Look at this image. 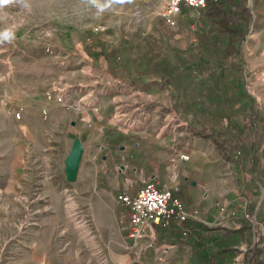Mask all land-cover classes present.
I'll use <instances>...</instances> for the list:
<instances>
[{
    "label": "crops",
    "instance_id": "1",
    "mask_svg": "<svg viewBox=\"0 0 264 264\" xmlns=\"http://www.w3.org/2000/svg\"><path fill=\"white\" fill-rule=\"evenodd\" d=\"M133 1L142 20L140 26L143 30L139 31L146 34L153 20L160 15L159 0H141L150 4L151 13L140 8V0ZM126 3L120 8H124ZM248 5L252 15L243 48L247 78L250 75L252 80L247 90L255 97L262 118L258 125L260 142L254 152L244 148L237 158L227 160L210 139L192 135L187 122L178 116L176 119L148 116L146 120L135 122L128 105L132 97L152 101L155 113L165 107L173 109L176 116V110L169 105L168 93L162 92L157 84L149 85L146 91L134 90L133 87L138 85L132 84V87L115 90L113 87L101 90L56 88L37 103H34L32 95H25L12 108L15 112L10 113L9 121L15 123L14 130L21 122L18 126L19 130L23 126V140L41 145L40 165L32 163L25 170L10 171V176L15 177L10 178V182H16V176L23 173L29 181L39 178L42 189L48 190L49 142L52 143L54 135L59 137V154L62 153L64 169L72 145L78 140L82 146L80 165L75 180L64 190L72 195L74 209L80 216L95 225L97 236L106 240L107 247L118 246L122 250L138 247L136 249L140 253L145 241L134 244L127 237L125 225L129 213L117 201V196L122 192L134 194L145 182L153 180L161 188L178 185L176 195L182 196L181 201L187 209L184 208L196 212L198 219L192 220L207 227L223 226L233 230L232 241L226 245L231 250L221 264L235 263V249L251 239L253 243V229L257 242L246 253L245 264H264V114L260 107V102L264 101V0H249ZM182 9L190 17L198 15L196 9L186 6ZM136 30L131 28L130 32ZM119 39L120 35L116 33L115 39L110 41ZM91 45L92 52L99 49L97 41ZM143 81L137 88L143 85ZM105 98L108 101L103 102ZM239 105L237 102L236 106ZM14 140L22 141V138ZM33 150L32 158H37L38 151ZM181 156H187V159ZM63 174L64 180L68 181L64 171ZM243 223H251L252 228L242 238L237 230ZM156 228L157 225L154 227L155 240L158 235ZM190 243L193 245L194 240L191 239ZM158 246H163L167 257L176 259L175 264H190L193 247L178 253V244L168 236ZM148 251L154 253L155 250ZM115 255L123 261L130 257L122 252Z\"/></svg>",
    "mask_w": 264,
    "mask_h": 264
},
{
    "label": "rangeland",
    "instance_id": "2",
    "mask_svg": "<svg viewBox=\"0 0 264 264\" xmlns=\"http://www.w3.org/2000/svg\"><path fill=\"white\" fill-rule=\"evenodd\" d=\"M130 2H127L124 8L114 5L99 16L86 0H32L30 13L22 12L18 8L8 10L18 24V29L16 40L12 44L0 45V264L176 262L175 258L166 256L163 246L147 247L143 242L140 253L136 249L138 247L130 250H122L118 246L107 247L106 240L97 236L95 225L84 220L78 210L74 209L72 195L64 189L69 188L75 180L80 165L82 152L77 161L74 178L70 179L75 143H79L82 149L78 140L72 145L64 169L62 153L59 154V137L54 135L52 143L49 142L48 190L42 189L39 178L29 181L23 173L16 176V182H10V178H15L10 176V171L25 170L32 163L40 165L41 144L25 142L23 126L19 130L21 122H18L19 126L16 125L14 130L15 123L9 121V115L15 112L12 108L18 100L23 99L25 95H32L34 103H37L41 97L46 98L47 94L56 88L88 87L101 90L113 87L115 90L132 87L126 76L111 74L107 63L90 53L92 42H117L118 40L110 41L115 39L116 33L122 38L132 33L131 28H136V33L144 35L140 33L143 30L140 26V13H136L134 1ZM138 4L149 13L153 10L148 6L150 4L141 0ZM170 27L174 29L176 26ZM177 38L181 47H184L182 38ZM143 80V85L140 88L133 87L134 90L146 91L149 85L157 84L162 92L168 93L171 105L170 96L174 90L171 86L159 84L156 78L145 77ZM247 80V88H250L252 77L249 75ZM106 101L108 100L105 98L103 102ZM128 103L130 111L134 113L135 122L146 120L148 116L153 118L158 115L162 119H176L178 116L173 105L176 116L173 109L165 107L157 109L156 113L153 112V103L148 99L142 101L132 97ZM260 107L264 114V101L260 102ZM19 113L17 110V114ZM192 124L196 129H201L200 122L194 120ZM14 138H22V141H16ZM33 149L38 151L37 158H32ZM63 171L68 181L64 180ZM240 247L235 249L234 264L245 262L248 247L246 243ZM150 249L155 250L156 254L149 253ZM120 252L123 255L129 254V259H118L115 254Z\"/></svg>",
    "mask_w": 264,
    "mask_h": 264
},
{
    "label": "trees",
    "instance_id": "3",
    "mask_svg": "<svg viewBox=\"0 0 264 264\" xmlns=\"http://www.w3.org/2000/svg\"><path fill=\"white\" fill-rule=\"evenodd\" d=\"M248 2L207 0L196 17L182 9L176 17V29L158 16L146 34L132 32L115 43L100 41L99 50L90 53L102 57L110 73L126 76L132 85H141L146 77L171 86V105L179 119L187 122L191 134L210 139L225 159L237 158L242 149L252 153L258 147L262 121L256 99L247 90L243 43L252 15ZM194 120L200 122L201 129L193 126ZM249 228L251 223H243L237 232L243 238ZM156 229L154 245L168 236L178 244V253L193 247L190 264L226 261L231 250L226 245L234 233L191 218L178 224L175 215L167 218V224L162 220ZM250 242H246L248 250L252 239ZM214 247L219 248L212 251Z\"/></svg>",
    "mask_w": 264,
    "mask_h": 264
},
{
    "label": "built area",
    "instance_id": "4",
    "mask_svg": "<svg viewBox=\"0 0 264 264\" xmlns=\"http://www.w3.org/2000/svg\"><path fill=\"white\" fill-rule=\"evenodd\" d=\"M207 0H159L160 15L170 26L176 25V17L181 14L182 6L193 9H201ZM187 159V156H181ZM178 185L161 188L153 180H148L134 194L122 192L118 194L117 201L123 204L128 215L125 228L127 237L135 244L144 240L147 247L155 242L154 227L162 220L167 224V218L176 216V222L180 224L186 218L198 219L196 212H187L181 199L176 195ZM256 231L253 229V243L257 242Z\"/></svg>",
    "mask_w": 264,
    "mask_h": 264
},
{
    "label": "clouds",
    "instance_id": "5",
    "mask_svg": "<svg viewBox=\"0 0 264 264\" xmlns=\"http://www.w3.org/2000/svg\"><path fill=\"white\" fill-rule=\"evenodd\" d=\"M86 2L96 10V15L99 16L114 5H123L130 0H86ZM11 8H18L22 12L30 13L32 0H0V45L12 44L16 40L18 24L12 13L8 11Z\"/></svg>",
    "mask_w": 264,
    "mask_h": 264
},
{
    "label": "water",
    "instance_id": "6",
    "mask_svg": "<svg viewBox=\"0 0 264 264\" xmlns=\"http://www.w3.org/2000/svg\"><path fill=\"white\" fill-rule=\"evenodd\" d=\"M81 150L82 149H81L79 143L76 142L75 145H74L73 152H72V160H73V162H72V165L70 167V169H71V172H70V175H69L70 179L74 178V173H75L76 167L78 165L77 161H78V158H79Z\"/></svg>",
    "mask_w": 264,
    "mask_h": 264
}]
</instances>
